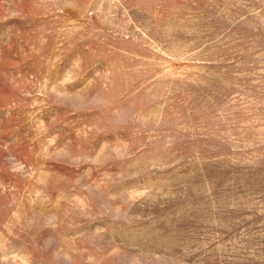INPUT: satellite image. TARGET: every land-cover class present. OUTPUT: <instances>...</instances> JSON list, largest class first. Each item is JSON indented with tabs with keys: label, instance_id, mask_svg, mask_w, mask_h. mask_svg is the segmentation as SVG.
<instances>
[{
	"label": "rangeland",
	"instance_id": "obj_1",
	"mask_svg": "<svg viewBox=\"0 0 264 264\" xmlns=\"http://www.w3.org/2000/svg\"><path fill=\"white\" fill-rule=\"evenodd\" d=\"M0 264H264V0H0Z\"/></svg>",
	"mask_w": 264,
	"mask_h": 264
}]
</instances>
